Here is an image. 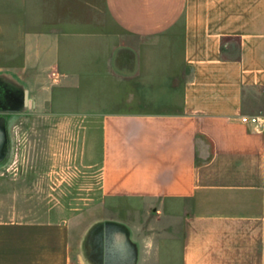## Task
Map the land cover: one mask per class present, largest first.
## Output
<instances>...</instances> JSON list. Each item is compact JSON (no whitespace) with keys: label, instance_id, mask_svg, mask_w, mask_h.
Wrapping results in <instances>:
<instances>
[{"label":"crops","instance_id":"obj_1","mask_svg":"<svg viewBox=\"0 0 264 264\" xmlns=\"http://www.w3.org/2000/svg\"><path fill=\"white\" fill-rule=\"evenodd\" d=\"M0 40V164L9 120L74 89L106 212L0 220V264H264V133L240 119L264 109V0H0Z\"/></svg>","mask_w":264,"mask_h":264},{"label":"rangeland","instance_id":"obj_2","mask_svg":"<svg viewBox=\"0 0 264 264\" xmlns=\"http://www.w3.org/2000/svg\"><path fill=\"white\" fill-rule=\"evenodd\" d=\"M3 51L0 47V66L19 58ZM80 98V92L62 86L53 100L9 120L7 156L0 164V220L36 221L55 213L83 229L106 214L100 199L101 119L90 117Z\"/></svg>","mask_w":264,"mask_h":264},{"label":"built area","instance_id":"obj_3","mask_svg":"<svg viewBox=\"0 0 264 264\" xmlns=\"http://www.w3.org/2000/svg\"><path fill=\"white\" fill-rule=\"evenodd\" d=\"M240 119L244 124L251 126L254 131L264 133V109L259 114L242 115Z\"/></svg>","mask_w":264,"mask_h":264},{"label":"water","instance_id":"obj_4","mask_svg":"<svg viewBox=\"0 0 264 264\" xmlns=\"http://www.w3.org/2000/svg\"><path fill=\"white\" fill-rule=\"evenodd\" d=\"M25 100L28 101V92L27 91L25 93ZM30 107H32V105H30Z\"/></svg>","mask_w":264,"mask_h":264}]
</instances>
